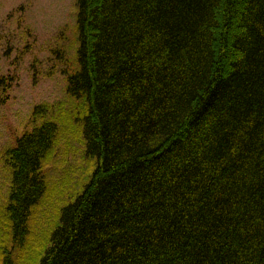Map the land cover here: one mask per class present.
<instances>
[{
	"label": "trees",
	"instance_id": "1",
	"mask_svg": "<svg viewBox=\"0 0 264 264\" xmlns=\"http://www.w3.org/2000/svg\"><path fill=\"white\" fill-rule=\"evenodd\" d=\"M75 3L66 92L85 99L94 166L36 264H264V0ZM57 132L44 119L5 151L0 264L29 234Z\"/></svg>",
	"mask_w": 264,
	"mask_h": 264
},
{
	"label": "rangeland",
	"instance_id": "2",
	"mask_svg": "<svg viewBox=\"0 0 264 264\" xmlns=\"http://www.w3.org/2000/svg\"><path fill=\"white\" fill-rule=\"evenodd\" d=\"M76 14L75 0H0V77L6 79L0 85V218L10 183L5 151L44 119L58 127L42 163L46 190L33 208L29 234L21 245L5 240L14 264L37 263L60 209L82 190L94 166L84 152L85 99L66 92L67 76L78 68ZM38 105L44 109L34 113Z\"/></svg>",
	"mask_w": 264,
	"mask_h": 264
}]
</instances>
